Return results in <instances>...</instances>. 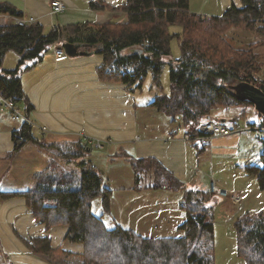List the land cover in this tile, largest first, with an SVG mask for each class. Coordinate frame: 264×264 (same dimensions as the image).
Segmentation results:
<instances>
[{"label":"trees","instance_id":"obj_1","mask_svg":"<svg viewBox=\"0 0 264 264\" xmlns=\"http://www.w3.org/2000/svg\"><path fill=\"white\" fill-rule=\"evenodd\" d=\"M240 2V7L231 4L219 15L192 11L190 0H121L117 5L91 2L92 8L106 7L127 14L125 22L111 20L94 24L84 36V42L95 46L103 56L96 70L98 78L140 89L150 73V88L156 92L148 105L165 113L172 121L180 116L183 124L188 120L200 122L196 129L199 131L206 121H212L213 110L250 103L236 99L229 87L233 82L247 81L264 91V80L257 76L264 73L261 50L264 48V0ZM0 12L22 14L5 2H0ZM172 25H178L181 31L171 33ZM232 28L254 33V40L243 47L235 45L228 35ZM174 36L180 54L171 59L170 42ZM56 37L55 32L44 34L39 22L25 26L0 25V95L10 102L22 101L27 118L32 105L23 91L19 67L25 60L39 61ZM77 39L75 36L69 41ZM10 50L18 54V66L3 69V56ZM166 63L169 65V93L163 92L159 80ZM12 139L13 148L7 154L10 157L28 141L37 140L32 124L25 120L12 130ZM261 140V165L249 164L245 170L264 188V138ZM77 147L81 152L86 149L81 143ZM81 152L74 160L65 161L71 164L70 169L53 167L50 162L34 173L32 187L15 192L0 190V199L24 197L29 212L38 222L45 223L46 229L68 226L65 240L83 244L82 264H215L210 211L196 193L192 200H189V192L184 193L185 201L181 206L186 217L178 224L181 235L143 236L116 222L106 227L103 214L96 216L91 207L93 200L100 197L104 213L109 214L112 191L102 185V177L81 159ZM118 155L129 157L136 183L145 170L154 174L156 180L164 175L176 185L184 186L153 157L138 158L124 151ZM77 175L79 183L75 182ZM234 229L237 252L243 264H264V215L243 213L235 219ZM23 241L36 254L68 252L52 248L48 237H28Z\"/></svg>","mask_w":264,"mask_h":264},{"label":"crops","instance_id":"obj_2","mask_svg":"<svg viewBox=\"0 0 264 264\" xmlns=\"http://www.w3.org/2000/svg\"><path fill=\"white\" fill-rule=\"evenodd\" d=\"M52 1L0 0L24 16L33 15L42 25L44 34L54 32L53 26H59L61 38L56 44L77 36L76 41L70 42L80 44L78 50L87 52L59 59L53 53L52 43L39 61L25 60L20 65L18 74L22 88L32 105L28 119L37 140L28 141L12 157L8 156L14 144L12 130L23 120L15 123L10 109L0 108V190L15 192L32 187L34 173L46 168L52 160L45 147L53 152L58 145L81 143L90 150L96 141L99 146L114 145L134 157H153L175 178L189 184L195 176L194 168L199 169L194 138L185 140L184 135L188 132L171 129L168 116L163 125L147 123L146 128L141 129L139 107L152 100L147 101L148 98L138 105L134 100L136 89L124 83L99 79L96 70L103 56L95 46L84 42V36L94 24L127 20L126 13L106 7L92 8L90 3L117 5L121 0H59L64 4V10L57 12L52 11ZM231 4L241 6L238 0H219L218 10L223 12ZM190 9L215 15L202 7ZM0 25H3L1 20ZM18 61L16 52L7 51L1 67L15 69ZM20 105L19 110L25 115L22 101ZM143 111L148 115L151 111L161 113L148 106ZM232 115L234 112L230 118ZM215 118L221 122L226 119L221 115ZM190 154L193 160H190ZM211 181L216 182L212 178L209 189ZM67 230L68 227L63 225L46 229L45 223L38 222L29 212L22 196L0 199V264H70L72 259L82 256L84 248L80 242L65 240ZM28 237H48L52 248H62L70 255L33 253L23 241Z\"/></svg>","mask_w":264,"mask_h":264},{"label":"rangeland","instance_id":"obj_3","mask_svg":"<svg viewBox=\"0 0 264 264\" xmlns=\"http://www.w3.org/2000/svg\"><path fill=\"white\" fill-rule=\"evenodd\" d=\"M190 7H202L212 11L215 15L222 12L218 10L219 0H190ZM169 30L171 33H179L181 28L178 25H172ZM228 35L232 43L243 47L247 42L254 40L255 34L232 28ZM261 50L264 52V48ZM179 54L178 40L174 36L170 42V58L175 59L179 57ZM257 76L264 80V73H257ZM159 80L163 92L169 93V65L167 63L162 67ZM150 85L151 74L148 73L142 87L136 89L137 95H134V100L138 105L148 98L147 101L154 99L153 94L156 91L152 90ZM12 103L21 110L20 102L12 101ZM147 106L150 107L143 105L138 110V124L141 129H145L147 123L163 125L167 115L153 111L148 115L146 111H143V108ZM0 108L6 109L7 107L1 104ZM215 110L211 112V120L217 121L215 117L221 115L226 118L222 122L228 127H232L234 123H239L243 127L249 123L264 126L262 115L257 112L252 103L240 104L230 110L222 107ZM231 112H234L233 118H230ZM18 122L20 120H15V123ZM168 123L171 129L185 130L190 135L197 133L196 129L200 124L195 120H188L183 124L184 121L180 116L174 121L169 118ZM262 138H264V131L258 129H242L228 135L211 136L206 140L196 136L192 142H195L197 146L196 156L199 169L194 168V178L182 187L164 175H158L159 178L156 180L154 174L152 175L150 171L145 172V170L139 174L140 179L136 183L135 171L129 157L118 155L121 150L114 145L96 146L93 144L90 150L86 148L82 149V152L77 145L70 144L58 145L53 152L49 147H45V150L48 157L52 158L50 165L64 169L71 168V164H65V161L74 160L75 155L81 152V159L89 163L91 169L102 177V185L112 191L110 213H104L100 197L93 200L91 209L96 216L103 214L102 220L106 227H112L116 222L143 236L181 235L182 231L178 229V224L186 217L185 210L181 206L185 201L184 193H190L189 200H192L196 193L202 204L210 211V219L213 223L214 263L243 264V259L237 252L234 221L243 213L257 215L261 212L264 215V188H260L256 177L245 170V166L249 164L261 165ZM190 160H193L191 154ZM79 178L77 175L76 183H79ZM212 178L227 192L237 191L240 199L234 200L230 195H218L211 192L208 184ZM154 184H158L157 187H152ZM64 253L70 255L67 252ZM82 260V256H79L69 263L82 264Z\"/></svg>","mask_w":264,"mask_h":264},{"label":"built area","instance_id":"obj_4","mask_svg":"<svg viewBox=\"0 0 264 264\" xmlns=\"http://www.w3.org/2000/svg\"><path fill=\"white\" fill-rule=\"evenodd\" d=\"M51 5H52L53 12L64 10V4L60 2L59 0H53L51 2ZM0 20L2 21V23L15 24L18 26H25V25L36 22V18L33 15L24 16L23 14L17 15V14H11L9 12H0ZM53 31L57 34L56 40L53 43V53L57 58L65 59L67 58V55L65 54L63 47L61 45L62 42L59 44H56V42H58V40H60L61 38L60 36L61 32H60L59 26L57 25L53 26ZM1 104L5 105L7 108L10 109L13 119H16V120L21 119V120L30 122L29 119L25 117V115L22 114L20 110L14 104H12V102H10L8 98H5L0 95V105ZM242 129H250V130L258 129V130L264 131V126L263 125L256 126V124L249 123L246 127H243L239 123H234L232 127H228L225 123H221L218 121H206L199 128V131H197V133H194L193 135L186 133L184 135V138L185 140H190L198 136L206 140L210 138L211 136L228 135L232 132H236ZM95 145L99 146V142H96ZM210 190L211 192L216 193L218 195H230L231 198H233L234 200L240 199V195L237 193V191L227 192L226 190L219 187L215 181H211Z\"/></svg>","mask_w":264,"mask_h":264},{"label":"water","instance_id":"obj_5","mask_svg":"<svg viewBox=\"0 0 264 264\" xmlns=\"http://www.w3.org/2000/svg\"><path fill=\"white\" fill-rule=\"evenodd\" d=\"M61 45L67 56L87 53L83 50L79 51L78 48L81 45L77 43L64 41ZM229 87L234 92L236 99L239 101H249L254 105L257 112L264 117V91L262 89L247 81H237L234 84H230Z\"/></svg>","mask_w":264,"mask_h":264}]
</instances>
